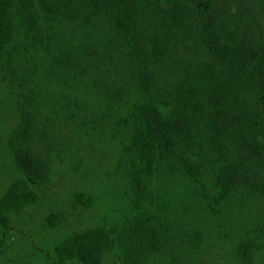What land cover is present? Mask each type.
<instances>
[{
    "label": "trees",
    "instance_id": "16d2710c",
    "mask_svg": "<svg viewBox=\"0 0 264 264\" xmlns=\"http://www.w3.org/2000/svg\"><path fill=\"white\" fill-rule=\"evenodd\" d=\"M0 119V264H264V0H0Z\"/></svg>",
    "mask_w": 264,
    "mask_h": 264
},
{
    "label": "rangeland",
    "instance_id": "374dc122",
    "mask_svg": "<svg viewBox=\"0 0 264 264\" xmlns=\"http://www.w3.org/2000/svg\"><path fill=\"white\" fill-rule=\"evenodd\" d=\"M3 139V127L0 119V146ZM75 180H73L70 176L65 173L59 175V178L56 182L52 183L50 187H46L42 189L40 193V200L38 203L29 206L24 212L23 215L19 217L15 225L11 229V235L17 236L21 231L24 234H29V232H36L40 229V222L44 216L46 208L50 205L56 198L60 195H63L65 189L73 187L75 184ZM91 215L90 212H79L75 213L71 216L72 223L74 224H82L85 222V219ZM70 218V219H71ZM20 246L22 243H19ZM208 260L204 262V264H222V260L218 262L217 254L214 256L207 257ZM111 264H116V262H112Z\"/></svg>",
    "mask_w": 264,
    "mask_h": 264
}]
</instances>
